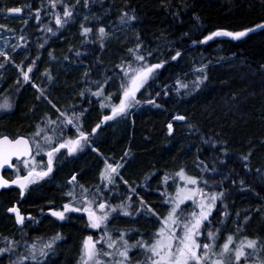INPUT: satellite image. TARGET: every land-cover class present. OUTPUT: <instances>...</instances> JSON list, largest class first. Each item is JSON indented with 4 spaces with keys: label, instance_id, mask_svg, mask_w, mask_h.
<instances>
[{
    "label": "trees",
    "instance_id": "1",
    "mask_svg": "<svg viewBox=\"0 0 264 264\" xmlns=\"http://www.w3.org/2000/svg\"><path fill=\"white\" fill-rule=\"evenodd\" d=\"M62 4L75 5L78 12L57 30L49 0H0V9H23L19 18H10L6 11H0V37H7L12 43L3 51L9 60L0 57L4 65L0 67V96L14 98L10 110L0 113V136L30 137L46 114L56 118V110L47 100H37L36 88L29 83L17 84L22 77L17 66L26 71L39 56L29 73L32 82L43 83L49 98L61 111L71 112L73 106L87 109L82 117L86 131L101 124L92 138L96 151L63 154L55 161L53 172L29 186L23 197L16 189L0 191V247L4 246L5 237L23 243L25 239L47 240L60 234L62 238L45 258V264H78L81 242L90 234L87 217L73 212L61 221L48 212L68 201L64 194L71 187L68 181L73 175L85 187L99 184L105 158L123 163L124 179L141 185L133 201L139 204L142 197L160 215L166 214L168 208L161 192L175 186L170 180L165 186L166 174L174 175L184 167L189 175L207 176L214 190L225 193L209 218L224 222L210 225L213 231L220 229L218 244L228 234H234L237 243L244 236L259 238L264 243V29L238 41L215 37L199 43L218 29L239 31L264 23V0H89L87 8L83 0H62ZM37 9L39 21L35 19ZM56 11L62 15L63 7L58 5ZM124 13L134 15L135 19L122 24L120 17ZM46 26L56 34L45 31ZM82 26L92 29L87 40L81 34ZM100 27L107 33L103 47ZM21 35L25 39L21 40ZM137 43L149 63L165 62L157 70L158 79L153 87L167 84L172 91L167 97H156L160 105L156 107L143 102L149 92L141 90L139 106L125 117L102 123L103 116L110 114L109 109L101 108V98L88 91L82 97L81 92L88 88L96 91V85L90 82L107 79L104 95L114 94L113 101L117 102L118 75H122L117 65L129 58L128 49ZM176 51L182 55L172 61ZM201 64L207 65V79L201 87L187 95L177 94V77L193 79L194 68ZM46 70L54 78L51 82L44 75ZM151 95L155 96V91ZM176 115H183L186 120L171 122ZM168 124H172L171 133ZM198 156L210 166L215 159L217 172L201 173L196 166ZM3 176L10 179L14 175L5 171ZM118 187L124 196L128 195L122 181H118ZM14 205L25 217L20 227L7 212ZM145 212L135 220L119 217L112 222L132 230V239L141 236L150 240L158 221ZM22 252L24 248H18L15 253L0 256V264H10Z\"/></svg>",
    "mask_w": 264,
    "mask_h": 264
},
{
    "label": "snow or ice",
    "instance_id": "2",
    "mask_svg": "<svg viewBox=\"0 0 264 264\" xmlns=\"http://www.w3.org/2000/svg\"><path fill=\"white\" fill-rule=\"evenodd\" d=\"M58 5L63 7L62 15L56 11ZM49 6L52 9L51 15L55 18L57 30L68 23V18H72L78 12L75 5L62 4V0H49ZM83 6L89 7V0H83ZM22 10L21 7L0 9V11L17 14ZM35 19L40 20V9L36 10ZM85 19L87 20L88 17L86 16ZM134 19V15L124 13L120 17V22L126 24ZM25 23L27 24V20ZM257 29H264V23L239 31L218 29L204 36L199 43H207L215 37H230L232 40L238 41ZM44 30L52 35L56 34L51 27L46 26ZM98 31L101 47H103V40L107 33L104 27H100ZM91 32V28L82 26L81 34L86 40ZM20 39L23 40L25 37L21 35ZM39 46L43 47V44ZM128 53L129 58L122 61L121 65H117L122 73V75H118L120 81L118 103L112 102L115 99L114 94L104 95L106 91L104 84L108 82L107 79L103 82H90L96 85V91L88 88L81 92L82 97L84 91L91 92V95L101 98V108L111 109V114L103 116L102 123L116 117L127 116L132 108L141 104L138 97V93L142 94L141 90L149 92V96L143 102L156 107L160 106L156 97L161 95L167 97L172 91L167 84L162 88L153 87L158 79L157 70L164 66V61L155 64L149 63L139 43L134 48L128 49ZM148 55L150 56L152 53L149 52ZM181 55L180 51H176L171 56V60L176 61ZM0 57H3L4 61L9 60V56L5 52L0 51ZM37 59L39 56L33 59L26 71L20 66L17 67L20 68L23 82L36 88L39 93L37 100H47L56 110V118L53 119L51 115L46 114L36 125V130L30 137L0 136V169L7 166L16 172L15 178L12 180H7L0 175V188L15 185L19 188L21 196H24L29 185L43 180L53 172L54 160L58 158V154H63L62 150L66 151L69 156L84 150L85 147H91L92 151H96L92 145V138L101 127V124H97L91 132L86 131L83 127L82 117L87 109L73 106L71 112L61 111L49 98L43 83L37 85L32 82L29 73L33 71ZM21 63L23 64V61ZM125 64L127 66H124ZM3 66V63H0V67ZM206 68L207 65L204 64L194 68V78L191 80L177 77L174 85L176 93L187 95L198 90L207 79ZM44 75L49 82L54 79L47 70ZM85 76H88L87 72ZM20 83L21 81L17 80V84ZM150 90L155 91V96L151 95ZM91 102L89 101V103ZM10 108L11 104L7 100L0 103V109ZM174 119L186 120V117L176 115ZM189 127L192 126L189 125ZM168 130L169 133L172 132V124H168ZM204 142L209 143V141ZM212 147L215 145L213 144ZM42 154L47 157L46 165L42 160L37 162L35 159L36 156ZM13 158L16 163H13ZM121 159L123 160V158ZM244 159L247 160V157ZM20 164H23L26 169L25 175L20 174ZM201 165H203L202 168ZM124 166L121 162H111L105 158L104 168L100 172V183L91 188L78 184L77 177L73 175L68 181L71 187L64 194L68 197V201L63 204L62 210L51 212L52 216L61 221L67 218V213H83L87 217L88 228L101 230L99 238H94L93 235L85 236L81 242L78 264H133L129 253L134 248L140 249L143 254V260L137 264H264V256L261 255L264 253V243H261L259 238L244 236L237 243L235 235L228 234L224 242L218 244L220 229L217 228L213 231L210 225L212 223L223 224L224 222L210 221L209 218L212 216L213 210L218 207L217 202L223 200L225 193L214 190L207 176L203 174L200 176L189 175L184 167L179 168L174 175L166 174L164 183L167 187L168 181L172 180L175 184V192L174 194L161 192V195L165 197L164 203L169 207L166 214L160 215L152 206L147 205L142 197L139 198V205L133 207V197L138 196V188L141 185H136L135 182L129 183L124 179L121 172ZM196 166L200 168L201 173L209 171L216 173L218 170L215 159L210 166L199 156ZM147 180L146 176L145 183ZM118 181H122L127 186V196H124L123 191L118 187ZM115 200H119V202L113 203L112 201ZM145 210L155 216L159 223V227L150 240L141 238L130 244L126 231L120 230L118 236H114L109 231L108 223L114 218V213L119 212L125 217H130L134 212L136 215H142ZM7 211L15 214L17 225L24 224V217L15 206L8 208ZM222 215L227 217L228 213L222 212ZM245 219L247 218L245 217ZM237 227L239 229V225ZM205 230H207L206 236L204 235ZM201 237L204 238L201 239ZM61 238L60 234H56L47 240L40 238L29 242L25 239L21 243V241L5 237L4 246L0 247V256L15 253L18 248H24V252L20 253L15 260H10V264H45V258L54 251L57 241Z\"/></svg>",
    "mask_w": 264,
    "mask_h": 264
},
{
    "label": "rangeland",
    "instance_id": "3",
    "mask_svg": "<svg viewBox=\"0 0 264 264\" xmlns=\"http://www.w3.org/2000/svg\"><path fill=\"white\" fill-rule=\"evenodd\" d=\"M218 38H220V37H218ZM11 40H9L7 37H0V51H5L6 49V47L7 46H11L12 45V43L10 42ZM21 84H25V82H23V77H21ZM107 96V95H106ZM5 100H7L11 105L13 104V101H14V98H13V96L11 97V96H9V95H5V96H0V103H4V101ZM113 103H118L119 101H117V102H114V101H112ZM137 106H139V105H137ZM136 107V106H135ZM104 109H109V111H110V113H111V109L110 108H104ZM134 108H132L131 110H130V112L133 110ZM10 109H7V110H3V109H0V113H2L3 111H9ZM179 123H181V122H179ZM28 137V136H27ZM86 149H91V147H85L84 148V150H82V151H85ZM82 151H80V152H82ZM62 152H63V154H65V155H67V153H66V151H64V150H62ZM80 152H78V153H80ZM63 154H58V158L57 159H55L54 160V163H55V161L56 160H58L61 156H63ZM67 156H69V155H67ZM35 159H36V161L37 162H40L41 160L43 161V164L44 165H46V156H44L43 154L41 155V156H36L35 157ZM40 165L38 164V167H39ZM19 171H20V174L21 175H25L26 174V169L24 168V166H23V164H20L19 165ZM13 175H14V177H15V175H16V172L15 171H13ZM42 180H40V181H38L37 183H35V184H31V185H29V186H33V185H36V184H38V183H40ZM170 181H172V180H170ZM28 186V187H29ZM166 186V185H165ZM164 186V187H165ZM163 192H168V193H172V194H174V192H175V186H173V188L172 189H170V188H165L164 189V191ZM165 198V197H164ZM114 202V201H113ZM139 204H137L136 203V201H133V207L135 208L136 206H138ZM63 206V205H62ZM62 206L60 207V208H55V209H53V211H59V210H62ZM167 207H169L168 205H167ZM168 209V208H167ZM8 212V211H7ZM9 213V212H8ZM146 213V212H145ZM9 214H11L12 215V213H9ZM79 214H81V213H79ZM149 214V213H148ZM23 216V215H22ZM113 216H114V218L113 219H115V218H119V217H125V216H123V215H121L119 212H117V213H114L113 214ZM24 217V216H23ZM139 217V215H136L135 214V212L133 213V215L132 216H130V217H125V218H131V219H134L135 220V218H138ZM113 219H111L110 220V222L108 223V229H109V231L110 232H112V234L114 235V236H118L119 235V231L120 230H124V231H126L127 233H128V235H127V239L129 240V243L131 244V243H134L135 241H137V240H140L142 237L141 236H139V237H136V238H134V239H132L131 238V231L132 230H130V229H126V228H124V227H117L116 225H115V222H112L113 221ZM87 220V219H86ZM24 222H25V217H24ZM112 222V224H110ZM19 227L20 226H22V225H18ZM159 227V223H158V225H157V228ZM87 230H89L90 231V234H88V235H93L94 236V238H99V236L101 235V230L100 229H90V228H88ZM87 235V236H88ZM152 237V236H151ZM204 237H201V239H203ZM143 239H145V240H148V239H146V238H143ZM0 244H2V243H0ZM129 255H130V257H131V260H132V262H133V264H137V262H139V261H141V260H143V254H142V252H141V250L140 249H138V248H134V249H132L131 251H130V253H129Z\"/></svg>",
    "mask_w": 264,
    "mask_h": 264
},
{
    "label": "water",
    "instance_id": "4",
    "mask_svg": "<svg viewBox=\"0 0 264 264\" xmlns=\"http://www.w3.org/2000/svg\"><path fill=\"white\" fill-rule=\"evenodd\" d=\"M6 15L8 16V17H10V18H19L21 15H22V12L21 13H19V14H17V13H9V12H7L6 11ZM258 30H260V29H257V30H255V31H253V32H256V31H258ZM253 32H251V33H253ZM251 33H249V34H251ZM103 120V119H102ZM184 120H175L174 119V117L172 118V120H171V122H173V123H175V122H183ZM104 123V122H103ZM10 138V137H9ZM15 162V158H13V163ZM46 162H47V157H46ZM6 170H8V171H12V169L11 168H7V166H5V168L4 169H0V175H2L3 176V172L4 171H6ZM6 179V178H5ZM8 180V179H7ZM8 189H17L19 192H20V190H19V188L17 187V186H15V185H9V186H7V187H4V188H0V191H2V190H8ZM21 196V195H20ZM21 197H23V196H21ZM16 207V206H15ZM17 208V207H16ZM49 215H51V212H49L48 213ZM15 215V214H14ZM52 216V215H51ZM54 217V216H53Z\"/></svg>",
    "mask_w": 264,
    "mask_h": 264
},
{
    "label": "bare ground",
    "instance_id": "5",
    "mask_svg": "<svg viewBox=\"0 0 264 264\" xmlns=\"http://www.w3.org/2000/svg\"><path fill=\"white\" fill-rule=\"evenodd\" d=\"M12 171H14V170L12 169Z\"/></svg>",
    "mask_w": 264,
    "mask_h": 264
},
{
    "label": "flooded vegetation",
    "instance_id": "6",
    "mask_svg": "<svg viewBox=\"0 0 264 264\" xmlns=\"http://www.w3.org/2000/svg\"><path fill=\"white\" fill-rule=\"evenodd\" d=\"M11 179V178H10Z\"/></svg>",
    "mask_w": 264,
    "mask_h": 264
}]
</instances>
